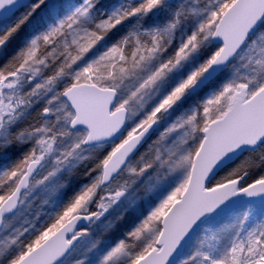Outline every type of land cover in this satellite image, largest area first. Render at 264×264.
<instances>
[{"label":"snow or ice","instance_id":"1","mask_svg":"<svg viewBox=\"0 0 264 264\" xmlns=\"http://www.w3.org/2000/svg\"><path fill=\"white\" fill-rule=\"evenodd\" d=\"M0 264H264V0H0Z\"/></svg>","mask_w":264,"mask_h":264},{"label":"rangeland","instance_id":"2","mask_svg":"<svg viewBox=\"0 0 264 264\" xmlns=\"http://www.w3.org/2000/svg\"><path fill=\"white\" fill-rule=\"evenodd\" d=\"M142 211H147L144 206H141ZM136 213H129V215L121 222L119 227L111 234H109L106 239L108 243H113L116 239L122 238L124 233L129 227L132 226V220L135 218ZM95 226H93L94 228Z\"/></svg>","mask_w":264,"mask_h":264},{"label":"trees","instance_id":"3","mask_svg":"<svg viewBox=\"0 0 264 264\" xmlns=\"http://www.w3.org/2000/svg\"><path fill=\"white\" fill-rule=\"evenodd\" d=\"M247 157H241V161H243L244 159H246ZM253 158H255V154H253ZM241 161H237V164H239V163H241ZM257 163H258V160L256 161ZM260 169H258V168H253V169H251V174L253 175V176H255V175H258V174H260ZM221 175H223V173L221 174ZM219 178V177H218Z\"/></svg>","mask_w":264,"mask_h":264},{"label":"water","instance_id":"4","mask_svg":"<svg viewBox=\"0 0 264 264\" xmlns=\"http://www.w3.org/2000/svg\"><path fill=\"white\" fill-rule=\"evenodd\" d=\"M82 225H83V226L87 225V222H86V221H85V222H82Z\"/></svg>","mask_w":264,"mask_h":264}]
</instances>
